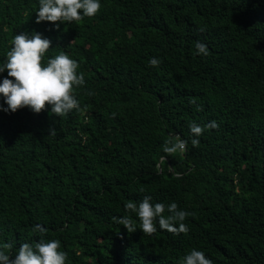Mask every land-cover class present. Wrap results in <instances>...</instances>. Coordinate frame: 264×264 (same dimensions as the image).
Here are the masks:
<instances>
[{"label":"trees","instance_id":"16d2710c","mask_svg":"<svg viewBox=\"0 0 264 264\" xmlns=\"http://www.w3.org/2000/svg\"><path fill=\"white\" fill-rule=\"evenodd\" d=\"M100 2L94 17L37 24L39 0H0V61L14 35L38 33L43 63L64 52L85 77L66 116L0 111V247L15 256L42 224L68 264H181L194 248L264 264V0ZM213 120L193 147L190 125ZM177 135L187 151L161 165ZM144 196L190 212L189 232L140 231L124 206ZM125 215L135 232L113 219Z\"/></svg>","mask_w":264,"mask_h":264},{"label":"clouds","instance_id":"9594fccd","mask_svg":"<svg viewBox=\"0 0 264 264\" xmlns=\"http://www.w3.org/2000/svg\"><path fill=\"white\" fill-rule=\"evenodd\" d=\"M100 9V0H39L35 22L71 24L82 21L85 17H94ZM50 46L51 40L38 33H20L13 36L6 58L0 61V76L7 73V76L0 79V99L3 101L0 111L8 114L27 108L34 114H39L48 106L52 113L62 117L79 109L74 89L85 84L84 74L78 72V62L64 52L43 63ZM195 51L197 55L204 57L210 54L207 44L200 41L195 43ZM160 63L161 60L157 57L149 60V65L153 67H158ZM217 127L214 120L204 126L193 122L190 125L192 146H198L199 137L206 130ZM55 134L56 130L50 128L49 135ZM188 143V140L179 135L168 138L163 145V152L167 155L160 157V164L165 165L168 155L185 153ZM124 207L127 212L135 214L139 230L144 234L151 235L159 230H166L174 235L189 232L185 220L191 213L181 209L176 202L153 203L151 196H144L139 202L128 201ZM113 219L127 232L133 233L137 230L131 215ZM32 231L40 239L32 244H20L15 256L4 250L10 249L12 245L5 244L0 247V264H68V253L62 249L60 240L44 239L48 231L46 227L36 224ZM181 264H214V261L204 251L194 248L182 257Z\"/></svg>","mask_w":264,"mask_h":264}]
</instances>
